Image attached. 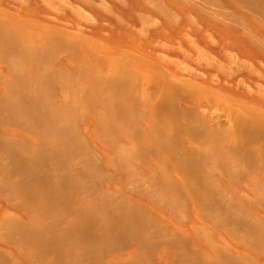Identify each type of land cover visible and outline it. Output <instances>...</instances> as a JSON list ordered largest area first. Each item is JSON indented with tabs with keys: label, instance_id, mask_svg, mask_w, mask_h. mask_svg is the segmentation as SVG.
Masks as SVG:
<instances>
[{
	"label": "rangeland",
	"instance_id": "rangeland-1",
	"mask_svg": "<svg viewBox=\"0 0 264 264\" xmlns=\"http://www.w3.org/2000/svg\"><path fill=\"white\" fill-rule=\"evenodd\" d=\"M0 264H264V0H0Z\"/></svg>",
	"mask_w": 264,
	"mask_h": 264
},
{
	"label": "bare ground",
	"instance_id": "bare-ground-1",
	"mask_svg": "<svg viewBox=\"0 0 264 264\" xmlns=\"http://www.w3.org/2000/svg\"><path fill=\"white\" fill-rule=\"evenodd\" d=\"M123 72H124V66H120L119 72H118V79L123 78V76H124Z\"/></svg>",
	"mask_w": 264,
	"mask_h": 264
}]
</instances>
